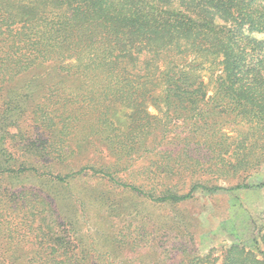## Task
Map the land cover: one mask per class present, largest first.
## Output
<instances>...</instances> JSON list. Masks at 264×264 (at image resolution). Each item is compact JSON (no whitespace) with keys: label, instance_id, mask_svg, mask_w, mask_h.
Segmentation results:
<instances>
[{"label":"rangeland","instance_id":"1","mask_svg":"<svg viewBox=\"0 0 264 264\" xmlns=\"http://www.w3.org/2000/svg\"><path fill=\"white\" fill-rule=\"evenodd\" d=\"M250 35L264 40L262 34ZM47 59L50 56L39 60L41 67L14 78L4 95L5 103L15 97L11 105L18 109L16 117L11 118L14 124L10 134L15 138L7 136L8 154L23 159L24 147H38L31 163L35 162L39 175L0 172V264H61L55 255L42 251L44 246L57 248L60 244L63 249L70 246L74 254L83 253V258L84 251H88L90 264H188L209 254L211 262L223 264L226 250L237 244L263 260L264 189L256 186L264 182V164L251 170L243 165L235 170L229 164L231 156L226 154L224 162L214 159L217 166L196 168L194 161L202 157L200 151L204 157L218 158L213 148L205 150L209 139L197 134L189 143L192 147L180 154L177 174L160 173L154 166L145 172L152 157L184 148V139L194 134L190 122L177 119L174 111L161 102L158 106L150 100L141 104L122 102L116 95L120 86L114 78L96 72L85 77L55 75L47 68L52 63ZM198 64L201 62L193 65ZM164 69L163 62L151 67L158 78ZM202 69L196 71L208 81L205 69L209 65ZM138 85H142L140 81L131 85L133 92L139 91L135 97L143 93ZM163 91L160 85L154 93L162 98ZM214 96L211 88L208 98ZM145 111L157 120L151 121ZM161 133L167 139L150 148V140ZM221 135L227 142L218 138ZM259 135L248 133V141ZM218 137L216 140L231 149L232 155L238 136L225 129ZM139 141L145 143V149L134 148ZM46 145L50 146L48 151ZM59 146L68 158H53ZM88 167L107 171L146 191L170 188L187 194L195 181L209 186L252 188L216 195L200 191L181 204H156L88 172L74 175L65 183L43 177L47 173L73 175ZM40 225L47 233L42 237ZM12 252L18 257L11 258Z\"/></svg>","mask_w":264,"mask_h":264},{"label":"trees","instance_id":"2","mask_svg":"<svg viewBox=\"0 0 264 264\" xmlns=\"http://www.w3.org/2000/svg\"><path fill=\"white\" fill-rule=\"evenodd\" d=\"M246 32L264 35V0H0V172L39 175L35 162L31 163L38 147H24L23 159L8 154L7 136L15 138L10 134L14 124L11 118L16 117L18 109L11 105L15 97L5 103L4 95L14 78L41 67L39 60L48 56L50 59L46 62L52 63L47 68L53 69L55 75L85 77L96 72L114 78L120 86L116 95L122 102L141 104L150 100L154 106L161 102L174 111L177 119H183L186 124L190 122L191 134H194L184 139V148L166 150L161 156L152 157V164L145 172L154 166L160 173L177 174L175 168L181 160L180 154L192 147L189 143L197 134L209 139L205 150L213 148L218 158L204 157L200 151L202 161H194L196 168H210L218 160L224 162L226 154L231 156L229 164L235 170L243 165L248 166L247 170L263 165L264 40ZM192 57L194 60L189 62ZM195 61L201 64L195 66ZM159 62L164 63L165 69L158 78L151 67ZM205 65H209L205 69L209 72L208 81L202 73ZM197 68L202 72L196 71ZM133 81L142 84L138 86L143 88V93L138 97L135 96L139 91L133 92L131 87ZM160 85L164 88L162 98L154 93ZM211 88L215 96L208 98ZM136 109L142 111L139 107ZM147 115L151 121L157 120ZM226 120L230 123L226 124ZM244 128L247 129L244 131ZM225 129L238 136L232 155L231 149L216 140L218 133ZM250 132L261 135L249 142ZM166 136L161 133L153 137L150 148L162 145ZM225 137L218 138L227 142ZM144 146L140 141L134 144V148L145 149ZM48 147L45 146L46 151ZM56 153L54 159L68 158L62 148ZM84 172L103 176L116 187L156 204H181L200 191L216 195L252 188L249 185L209 186L195 181L187 194L170 188L146 191L96 167L73 175L47 173L43 177L65 183ZM256 187L264 189V182ZM39 228L40 236H45V227ZM261 238L264 241V235ZM42 251L48 256L55 255L61 264L71 260L90 264L88 251H84L83 258V253L71 252L70 246L63 249L61 244L57 248L49 245L42 247ZM13 257H18V253L12 252ZM207 257H197L188 264H216ZM223 264H264V255L263 260H258L243 245H232L226 250Z\"/></svg>","mask_w":264,"mask_h":264}]
</instances>
